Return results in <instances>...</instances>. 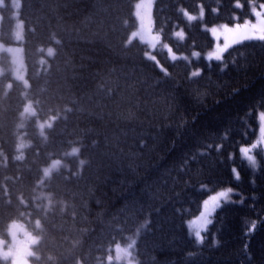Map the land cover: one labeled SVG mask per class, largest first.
<instances>
[{"label": "trees", "instance_id": "trees-1", "mask_svg": "<svg viewBox=\"0 0 264 264\" xmlns=\"http://www.w3.org/2000/svg\"><path fill=\"white\" fill-rule=\"evenodd\" d=\"M138 1L21 0L28 87L0 59V235L23 222L39 236L33 264H126L113 254L130 242L135 264H264V150L256 174L239 156L264 113V42L204 56L206 26L264 0H157L153 51L134 38ZM1 10L0 40L16 44ZM225 189L198 239L189 220Z\"/></svg>", "mask_w": 264, "mask_h": 264}, {"label": "rangeland", "instance_id": "rangeland-1", "mask_svg": "<svg viewBox=\"0 0 264 264\" xmlns=\"http://www.w3.org/2000/svg\"><path fill=\"white\" fill-rule=\"evenodd\" d=\"M155 3H156L155 0H139L135 8V15L138 19V26H137V29L134 31V38H137L142 44L146 45L150 51L156 50L162 41L160 38V35L158 33H155L153 30V26H154L153 8H154ZM261 5H264V3L260 4L258 8L255 6L253 7V17L250 19L254 18L255 11L259 10L261 8ZM4 6H10L12 8L14 19H15L14 34H15L17 43L16 44H5L0 40V59L1 57L4 56L2 55L3 53L7 54L11 62V69H12L13 76L17 80L23 82L26 87H28L27 69H26V62H25V47L23 44L24 36H25V25L23 23L24 21H22L20 17L21 0H0V29H1V23H2L1 8ZM202 13L203 12L193 15V16H195L196 18H199L202 15ZM222 25H225V24H222ZM222 25H215V26L206 27V28L211 33L213 27H220ZM177 31H179V29ZM162 48H164L168 52L169 58L171 60H173L172 56H176L177 57L176 59H180V58L184 59V58L190 57L187 55L177 54L173 52L171 47L166 44H163ZM209 52L204 54L205 58L207 57ZM211 52H215V48H213ZM225 52L221 53L222 58ZM199 54L201 55V53ZM148 56L150 58L156 57L155 53H148ZM212 60L217 61L214 57ZM2 72H3V69L0 63V75L2 74ZM196 73H199V71H197ZM34 112H35V108L32 102L29 101L25 108V114L30 115V114H33ZM261 116H264V113H261ZM261 116L259 117L258 139L254 143L248 145V146H251V145L256 146L253 149V154L255 157L258 151L264 150V120L261 119ZM51 124H52V120L40 121L38 123V126L41 132L43 133V132H46V128L50 127ZM244 158L246 159L245 156ZM54 166H55V163H52L51 165H49L47 169H45V171L48 173V171L52 169ZM258 166L259 164L257 160V168ZM221 192L227 193V196H221L220 195ZM232 192H233L232 189L231 191H229V189H225V190L219 191L218 193L210 196L204 201L201 213H199L197 216L189 220L188 222L189 227L192 229L193 234L198 239L202 237V232L209 225L211 221V217L214 214V211L219 207L221 203H224L223 202L224 200H228L230 198V195L232 194ZM213 197H216V199L213 200ZM13 224L20 225L22 229V231L18 232L17 239L20 241L29 243L31 250L34 253V246L38 243L39 237H37L35 234L29 231L23 222H15ZM10 228L11 226L9 227L7 237L0 236V241L3 242V245H0V247L6 248L7 246H11V244L13 243L11 233H10ZM197 233H199V236L197 235ZM29 237L32 240H36L37 243L31 244V240L28 239ZM118 247L120 248V251L117 252L116 250L117 248L115 249L114 258L117 261L119 260L124 261L126 264H135V261L133 259V254H134L133 242H130L126 245H122ZM0 264H5V262L0 261ZM28 264H32L31 257L28 259Z\"/></svg>", "mask_w": 264, "mask_h": 264}, {"label": "snow or ice", "instance_id": "snow-or-ice-1", "mask_svg": "<svg viewBox=\"0 0 264 264\" xmlns=\"http://www.w3.org/2000/svg\"><path fill=\"white\" fill-rule=\"evenodd\" d=\"M186 16L189 21H194L196 19L195 16L187 13ZM211 35L214 38L215 52L210 51L208 53L206 59L209 61L212 60L213 57L217 61L221 60V53L225 52L237 43L251 40L264 42V5H261V8L255 11L253 19H248L242 24L237 22L233 25L225 24L220 27H213ZM176 36L183 39V31H177ZM193 55L198 57L200 54L197 52ZM176 58V56H172L173 60ZM193 75H198V73L194 72ZM261 119L264 120V116H261ZM255 147V145H251L241 149L249 166L253 168V170L257 168V158L253 154V149ZM235 178L239 179L238 174ZM229 191H231V189H229ZM220 195L227 196V193L221 192ZM215 199L216 197H213V200ZM20 231H22L20 225L12 224L10 233L13 243L11 246H7L6 248L0 247V261L5 262V264H28V259L34 255L29 243L17 239L18 232ZM197 235L199 236V233H197ZM28 239L31 240V244L37 243L36 240H32L30 237ZM0 245H3L2 241H0ZM116 250L119 252L120 248L117 247Z\"/></svg>", "mask_w": 264, "mask_h": 264}, {"label": "bare ground", "instance_id": "bare-ground-1", "mask_svg": "<svg viewBox=\"0 0 264 264\" xmlns=\"http://www.w3.org/2000/svg\"><path fill=\"white\" fill-rule=\"evenodd\" d=\"M243 147H246V145H241V148H240V150H239V156L243 159V161H245L246 163H248L247 160L244 158L243 153H242V151H241V149H242ZM248 165H249V164H248ZM254 172H255V174H256V173H257V169H255ZM237 193H238V192H235V193H234V196H233L232 201L236 199V197H237Z\"/></svg>", "mask_w": 264, "mask_h": 264}, {"label": "clouds", "instance_id": "clouds-1", "mask_svg": "<svg viewBox=\"0 0 264 264\" xmlns=\"http://www.w3.org/2000/svg\"><path fill=\"white\" fill-rule=\"evenodd\" d=\"M37 225H39V221H37Z\"/></svg>", "mask_w": 264, "mask_h": 264}]
</instances>
